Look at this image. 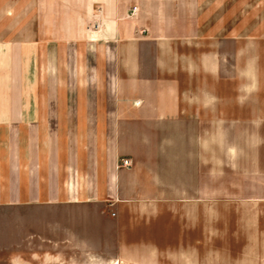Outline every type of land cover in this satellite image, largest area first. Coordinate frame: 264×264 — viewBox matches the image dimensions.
I'll return each instance as SVG.
<instances>
[{
  "label": "crops",
  "instance_id": "1",
  "mask_svg": "<svg viewBox=\"0 0 264 264\" xmlns=\"http://www.w3.org/2000/svg\"><path fill=\"white\" fill-rule=\"evenodd\" d=\"M198 1L0 0L6 264H264V73Z\"/></svg>",
  "mask_w": 264,
  "mask_h": 264
},
{
  "label": "rangeland",
  "instance_id": "2",
  "mask_svg": "<svg viewBox=\"0 0 264 264\" xmlns=\"http://www.w3.org/2000/svg\"><path fill=\"white\" fill-rule=\"evenodd\" d=\"M187 1L192 2V0ZM198 5L196 12L190 13L184 7L181 9V14L195 17L199 24L202 22L206 32L209 28H221L222 34L210 36L213 42L227 38L229 43L243 44L246 79L258 75L257 61L264 70V0H199ZM135 8L131 13L133 16L137 12V10L134 12ZM228 53L232 62L236 58L235 52L229 48ZM262 70L260 73L263 74ZM246 89L250 90L247 85ZM262 89H264V83H262ZM0 264H6V261L0 259ZM54 264H60V261ZM70 264L93 263L91 260L78 259Z\"/></svg>",
  "mask_w": 264,
  "mask_h": 264
},
{
  "label": "built area",
  "instance_id": "3",
  "mask_svg": "<svg viewBox=\"0 0 264 264\" xmlns=\"http://www.w3.org/2000/svg\"><path fill=\"white\" fill-rule=\"evenodd\" d=\"M137 10V8H135L134 12ZM132 166V160L131 159H123L121 161L120 167L123 168H130ZM113 216H115V214H113Z\"/></svg>",
  "mask_w": 264,
  "mask_h": 264
}]
</instances>
